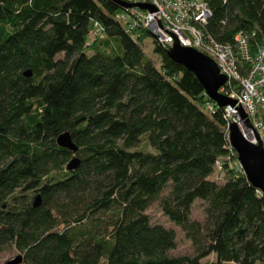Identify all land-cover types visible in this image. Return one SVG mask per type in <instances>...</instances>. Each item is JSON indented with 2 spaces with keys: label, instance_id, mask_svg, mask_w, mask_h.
I'll return each instance as SVG.
<instances>
[{
  "label": "trees",
  "instance_id": "obj_1",
  "mask_svg": "<svg viewBox=\"0 0 264 264\" xmlns=\"http://www.w3.org/2000/svg\"><path fill=\"white\" fill-rule=\"evenodd\" d=\"M206 2L216 41L242 32L253 51L264 39V0ZM120 12L113 0H0V251L18 264H264V196L228 165L223 108ZM64 131L75 151L57 144ZM155 202L192 253H170L175 231L146 213Z\"/></svg>",
  "mask_w": 264,
  "mask_h": 264
},
{
  "label": "built area",
  "instance_id": "obj_2",
  "mask_svg": "<svg viewBox=\"0 0 264 264\" xmlns=\"http://www.w3.org/2000/svg\"><path fill=\"white\" fill-rule=\"evenodd\" d=\"M118 17L127 25L146 28L159 44L170 46L177 41L211 58L226 79L218 92L235 100L226 104L223 116L226 139L229 125L234 123L242 136L252 144L264 148V39L251 50L247 35L237 32L233 43H220L207 33L206 23L210 8L206 0H120ZM135 4H147L150 11ZM208 109L212 106L207 104ZM230 148H233L229 142ZM228 165L239 172L243 169L236 158L226 157ZM221 170L220 160L215 162L212 175ZM222 175V174H219ZM218 176L216 180H220Z\"/></svg>",
  "mask_w": 264,
  "mask_h": 264
},
{
  "label": "water",
  "instance_id": "obj_3",
  "mask_svg": "<svg viewBox=\"0 0 264 264\" xmlns=\"http://www.w3.org/2000/svg\"><path fill=\"white\" fill-rule=\"evenodd\" d=\"M113 1L119 6H128V4L120 0ZM135 5L141 8H147L150 11L153 10L151 5ZM167 55L173 61L179 63L195 75L206 95L213 100L217 106L223 107L226 104L235 103L234 99L226 97L218 92V88L225 82L226 77L219 72L217 65L211 58L194 48L182 46L177 41H174L167 48ZM25 74L29 75L30 72L26 71ZM228 128L229 142L237 154V159L247 180L264 196V148L259 142L257 144H252L246 140L234 123H231ZM56 142L59 146L68 148L72 151L77 149V146L71 140L70 134L67 131L58 134ZM77 163L78 159L73 157L68 161L66 167L72 169ZM39 202L40 198L36 195L33 205H37ZM21 258V255L17 254L3 264H18L21 262Z\"/></svg>",
  "mask_w": 264,
  "mask_h": 264
},
{
  "label": "rangeland",
  "instance_id": "obj_4",
  "mask_svg": "<svg viewBox=\"0 0 264 264\" xmlns=\"http://www.w3.org/2000/svg\"><path fill=\"white\" fill-rule=\"evenodd\" d=\"M152 46L153 45L150 36L143 39L142 50L145 56L151 59L155 64H157L158 57L153 52ZM221 173L222 170H216L215 173L211 176V178L216 180L218 176H222L219 175ZM203 209V203L199 200H196L191 208V216L199 220L203 219ZM146 213H148L151 222L161 224L162 226L167 228H172L175 231L176 243L175 247L170 251L171 254L179 255L193 252V246L191 245L190 240L184 236L183 231L178 226L174 225L171 221L167 219V217L161 212L160 208L158 207L157 202L151 204L146 209ZM18 253L19 252L14 249H3L2 251H0V264L5 263L7 260L13 258Z\"/></svg>",
  "mask_w": 264,
  "mask_h": 264
}]
</instances>
